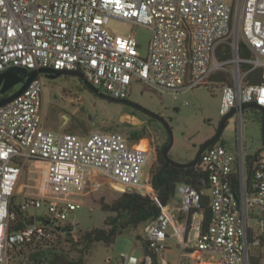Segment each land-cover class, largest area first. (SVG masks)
I'll list each match as a JSON object with an SVG mask.
<instances>
[{
  "label": "built area",
  "instance_id": "2783aa9c",
  "mask_svg": "<svg viewBox=\"0 0 264 264\" xmlns=\"http://www.w3.org/2000/svg\"><path fill=\"white\" fill-rule=\"evenodd\" d=\"M107 18L147 27L146 53L133 35L112 34L104 25ZM241 41L250 58L240 57ZM11 68L78 72L100 92L122 100H128L135 82L175 97L219 86L220 116L234 112L237 141L216 143L200 158L210 187L211 222L204 227L197 212L199 193L180 184L179 206L161 207L145 226V239L163 258L179 220L186 234L179 264H253L254 258L264 264V152L250 178L242 139L245 106L264 108V0H0V75ZM260 69L262 81L247 84V76ZM41 76L0 107V264L16 248L50 239L53 228L44 219L65 225L83 206L73 197L98 190L102 179L146 195L153 190L150 179L142 183L149 144L140 149L141 141L120 132L82 137L45 127ZM27 163L44 164V185L39 195L18 204L29 221L11 233L17 219L12 207ZM109 264H153V259L120 254Z\"/></svg>",
  "mask_w": 264,
  "mask_h": 264
},
{
  "label": "rangeland",
  "instance_id": "374dc122",
  "mask_svg": "<svg viewBox=\"0 0 264 264\" xmlns=\"http://www.w3.org/2000/svg\"><path fill=\"white\" fill-rule=\"evenodd\" d=\"M105 27L116 36L133 35L144 55L151 39V31L144 26H133L123 21L107 18ZM44 82V125L48 130L59 133L88 136L93 132H120L127 136L133 131L147 130V138L142 140L143 147L150 145L152 150L149 163L143 168L142 183L148 184L150 170L157 164V150L168 138L162 124L150 122L146 115L135 113L123 105L103 100L91 93L82 82L73 76L50 78L41 76ZM21 85L12 90L16 92ZM1 97V95H0ZM128 100L138 103L156 114L161 115L172 129L174 144L169 153L170 159L177 163L192 161L202 143L213 136L218 127L220 116L221 91L219 86L202 87L194 91H185L175 97L171 93H159L143 84L133 83L130 87ZM188 103V105H186ZM262 113L256 109H245L243 117V144L246 154H253L263 147ZM222 139L234 146L237 141L235 119L228 121ZM220 138V139H221ZM219 139V140H220ZM141 140V141H142ZM141 143V142H140ZM46 167L40 163H27L20 181L21 192L15 203L18 205L30 195H39L44 185ZM102 186L84 196L73 197L82 202V209L70 215L65 225L72 227L70 233L64 230L55 232L43 249H55L69 261L80 264H109L120 254L144 256L143 243L145 227L129 229L118 236L115 243L109 247L103 243H95L85 248L84 234L94 229H105V220L113 217L111 212H104L102 204H112L122 193L126 192L116 182L101 181ZM46 191L48 192L47 188ZM147 194L154 196L153 190L147 189ZM209 195L208 190L203 191ZM176 194L171 204L180 203ZM171 205V206H172ZM68 224V225H67ZM256 222L251 220V225ZM69 237L73 239L70 242ZM38 251L35 247L23 246L10 252L5 264H33L31 254ZM180 242L174 237L168 242V250L158 257V264H179ZM49 264V263H45Z\"/></svg>",
  "mask_w": 264,
  "mask_h": 264
},
{
  "label": "trees",
  "instance_id": "16d2710c",
  "mask_svg": "<svg viewBox=\"0 0 264 264\" xmlns=\"http://www.w3.org/2000/svg\"><path fill=\"white\" fill-rule=\"evenodd\" d=\"M239 55L241 58H250L251 52L248 47L241 41L239 48ZM230 56V55H228ZM250 66L243 64V69L247 70ZM263 78V70H257L250 73L246 78V83L249 85L259 84ZM219 80V77L216 78ZM221 79V78H220ZM13 90V89H12ZM10 90L0 99H5L12 95L14 92ZM135 113H138L135 111ZM150 122H156L154 119L147 117ZM168 135V134H167ZM147 138V130L133 131L129 134V139L132 142H139L140 140ZM168 138L161 148L157 150V164L150 170L151 185L156 195V199L152 195H142L137 192H124L116 199L112 204H102V210L104 212H111L113 217H108L105 220V229H94L84 234L85 248L91 247L95 243H103L109 247L113 245L118 236L125 234L129 229H138L140 226H146L151 221L155 220L161 214V207L168 206L177 194V188L180 184H186L195 189L200 195L201 210H197L203 216V226L207 227L211 222L212 212L210 208V196L203 193L204 190L209 191V182L207 174L201 168V161L199 160L196 166L190 168H178L166 161L162 155L163 148L167 145ZM217 143L224 146L230 145L224 139H220ZM264 152V146L253 154L246 156V166L250 178L254 172V166L258 161V157ZM13 212L17 214L15 222L10 224V232L13 233L22 229L25 226L26 221L21 212L20 207L16 204L12 207ZM45 225H49L53 230L48 233L53 235L55 232L64 230L65 233L69 232L72 227L57 226L52 223H48L44 219ZM189 221V225H190ZM49 238L32 242V246L38 251L31 254V260L33 264H80L69 261L60 252L55 249H43L44 242H48ZM70 242H74L69 237ZM30 246V245H29ZM144 254L150 255L153 259V264H158V258L153 254L148 247L147 241L143 243ZM10 254V253H9ZM253 264H257V260L253 259Z\"/></svg>",
  "mask_w": 264,
  "mask_h": 264
},
{
  "label": "water",
  "instance_id": "95a60500",
  "mask_svg": "<svg viewBox=\"0 0 264 264\" xmlns=\"http://www.w3.org/2000/svg\"><path fill=\"white\" fill-rule=\"evenodd\" d=\"M41 75H46L50 78H57L59 76H73L78 78L82 84L87 88L91 93H93L95 96L123 106L130 107L132 109H135L147 117H150L158 122H160L163 127L165 128L167 134H168V143L162 150V155L166 159L168 163L171 165L178 167V168H190L193 166H196L201 158V155L203 152L210 146L216 144L219 139L222 136V133L224 129L227 127L228 121L233 117L234 112L229 113L227 116L223 117L219 123L218 130L216 134L209 140H207L205 143H203L199 151L196 155V157L188 162V163H177L170 159L169 153L173 147L174 144V137L173 132L167 121L159 114L154 113L153 111L149 110L148 108L132 102L130 100H122V99H116L111 96H108L102 92H100L97 88H95L93 85H91L89 82H87L83 76V74L78 72H69V71H60V70H54V69H39L34 71H28L24 68H11L4 73L0 75V95L4 96L6 93H8L10 90L14 89L15 86L21 85L20 89H18L16 92H14L12 95L8 96L5 99L0 100V107L6 105L7 103L11 102L12 100L16 99L18 96L23 94L28 86L32 83L33 80H35L37 77ZM245 109H256L262 113V139H263V146H264V108L256 105V104H250L246 105ZM126 192H137L141 193L142 195H146V192L135 190L131 187H128L125 189Z\"/></svg>",
  "mask_w": 264,
  "mask_h": 264
},
{
  "label": "crops",
  "instance_id": "0c3cea01",
  "mask_svg": "<svg viewBox=\"0 0 264 264\" xmlns=\"http://www.w3.org/2000/svg\"><path fill=\"white\" fill-rule=\"evenodd\" d=\"M62 132H63L62 129L59 130V133H62ZM144 141H146V140H142L141 143L139 144V146H141L142 148H147L148 145H146L145 147H143V145H142L144 143ZM171 205H172L171 203L168 205V208H169L170 211L176 209L179 206L178 203H176V204H174L172 206ZM184 224H185V222H182V221H179V220H177L175 222V226L176 227L172 226V228L170 230V239L176 237L179 240L180 244L182 243V241L186 238V234L183 231H181V227L180 226H183ZM186 260L191 261L192 259L187 258Z\"/></svg>",
  "mask_w": 264,
  "mask_h": 264
},
{
  "label": "flooded vegetation",
  "instance_id": "af4514ba",
  "mask_svg": "<svg viewBox=\"0 0 264 264\" xmlns=\"http://www.w3.org/2000/svg\"><path fill=\"white\" fill-rule=\"evenodd\" d=\"M126 108H128V109H130L131 111H136V112H138V113H141V112H139V111H137V110H135V109H132V108H130V107H127V106H125ZM141 114H143V113H141ZM144 115V114H143ZM150 118V117H149ZM156 121V120H155ZM156 122H158V121H156ZM158 123H160V122H158ZM161 124V123H160ZM218 127H219V125H218ZM218 127L216 128V130H215V133H214V135L216 134V132H217V130H218ZM213 135V136H214ZM213 136H211V137H209V138H207L203 143H205L207 140H209V139H211ZM202 143V144H203Z\"/></svg>",
  "mask_w": 264,
  "mask_h": 264
},
{
  "label": "bare ground",
  "instance_id": "6f19581e",
  "mask_svg": "<svg viewBox=\"0 0 264 264\" xmlns=\"http://www.w3.org/2000/svg\"><path fill=\"white\" fill-rule=\"evenodd\" d=\"M140 149H146V148H142L141 146H139Z\"/></svg>",
  "mask_w": 264,
  "mask_h": 264
}]
</instances>
